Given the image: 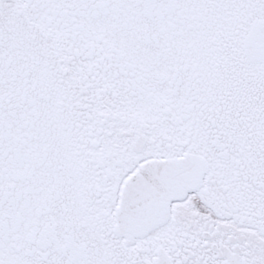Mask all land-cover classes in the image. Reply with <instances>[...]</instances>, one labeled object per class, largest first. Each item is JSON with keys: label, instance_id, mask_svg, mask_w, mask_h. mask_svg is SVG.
I'll return each mask as SVG.
<instances>
[{"label": "snow or ice", "instance_id": "1", "mask_svg": "<svg viewBox=\"0 0 264 264\" xmlns=\"http://www.w3.org/2000/svg\"><path fill=\"white\" fill-rule=\"evenodd\" d=\"M0 264H264V0H0Z\"/></svg>", "mask_w": 264, "mask_h": 264}]
</instances>
